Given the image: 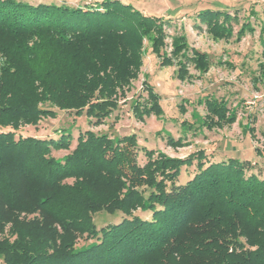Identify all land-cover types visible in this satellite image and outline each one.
Instances as JSON below:
<instances>
[{
	"label": "trees",
	"instance_id": "trees-1",
	"mask_svg": "<svg viewBox=\"0 0 264 264\" xmlns=\"http://www.w3.org/2000/svg\"><path fill=\"white\" fill-rule=\"evenodd\" d=\"M198 17L224 38L237 15L207 9ZM159 20L118 1L84 11L0 0V130L11 128L0 132L5 264H264V178L248 174L252 167L240 160L209 163L205 151L176 159L144 149L142 166L135 135L92 131L57 159L53 150L70 149L68 131L57 140L17 136L22 124L55 118L54 109L103 124L140 72L146 37L170 64ZM172 46L175 56L186 57L185 37ZM190 59L207 70L208 55L193 50ZM147 89L151 105L133 107L140 118L163 113L160 97ZM208 106L217 125L235 120L224 104ZM180 142L169 139L173 146ZM195 162L197 173L178 185L182 168ZM102 211L124 217L99 229L94 215ZM8 225L11 237H2ZM82 237L93 241L78 250Z\"/></svg>",
	"mask_w": 264,
	"mask_h": 264
},
{
	"label": "rangeland",
	"instance_id": "rangeland-1",
	"mask_svg": "<svg viewBox=\"0 0 264 264\" xmlns=\"http://www.w3.org/2000/svg\"><path fill=\"white\" fill-rule=\"evenodd\" d=\"M30 5H56L70 9L97 8L105 1H118L141 11L146 17L160 18L164 22L165 46L163 52L170 64L152 49V39L146 37L142 47V65L132 80L126 96L103 124L97 126L85 115L56 111L55 118H44L38 124H22L17 136L38 139H59L61 131L72 135L69 150H53L52 156L63 159L71 153L80 134L92 131L108 134L112 138L135 135L139 147V164L147 158L144 149L162 153L167 157L185 159L193 153L205 151L206 161L221 162L234 158L252 167L248 174L264 178V0H17ZM213 9L228 11L232 19V33L216 38L208 24L198 17L200 11ZM250 23L252 30L244 29ZM185 37L188 50L175 56L173 40ZM193 50L209 57L207 70L199 69L191 61ZM2 59L0 57V66ZM181 63L185 72L181 69ZM147 87L160 97L163 113L136 116V104L149 106ZM224 104L235 120L217 125V117L208 102ZM214 121H213V120ZM11 131V128L0 132ZM181 140L173 146L169 139ZM157 154H155L156 156ZM207 163L206 166L209 164ZM193 166L182 168L178 185L185 184L197 173ZM72 183L73 180H68ZM136 215L150 219V212L138 210ZM122 213L111 215L105 211L94 215L100 229L119 223ZM30 218H33L32 216ZM10 225L2 237H11ZM11 238V240L15 239ZM93 240L79 238L76 249H84ZM0 264H5L0 256Z\"/></svg>",
	"mask_w": 264,
	"mask_h": 264
}]
</instances>
